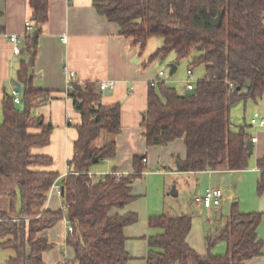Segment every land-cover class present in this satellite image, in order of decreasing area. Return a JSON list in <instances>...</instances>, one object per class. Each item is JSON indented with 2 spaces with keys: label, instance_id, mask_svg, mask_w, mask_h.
Listing matches in <instances>:
<instances>
[{
  "label": "trees",
  "instance_id": "16d2710c",
  "mask_svg": "<svg viewBox=\"0 0 264 264\" xmlns=\"http://www.w3.org/2000/svg\"><path fill=\"white\" fill-rule=\"evenodd\" d=\"M28 5L33 29L24 40L29 58L22 59L15 72L20 84L18 104L23 108L9 92H4L1 103L0 245L14 251L6 262L44 264L42 253L52 243L40 233L65 214L73 229L66 237L74 250L68 264H126L130 256L123 230L138 216L112 209L135 198L131 184L146 169L145 155L133 157L131 173L89 174L95 156L102 160L116 153L114 139L97 148L93 142L102 131L115 135L121 129V103L103 102L98 81L72 80L67 90L80 122L75 126L73 155L60 180L64 209L44 207L59 174L51 168L52 157L39 151L50 143L53 126L33 110L47 101L50 91L33 86L31 67L48 20L49 0H28ZM92 5L97 14L116 23L118 33L140 52L150 37L161 36L162 44L149 55V62L171 51L176 59L189 58L195 51L188 68L204 66L205 74L194 84L192 94H179L163 80L148 84L140 122L146 144L163 146L182 138L186 156L179 163L183 171L245 169L250 125L233 127L230 106L264 95V0H92ZM220 11V25H210L209 17ZM256 166V188L262 193L264 155ZM260 219L261 213L242 212L233 201L224 227L216 237L206 236V252L199 253L187 241L190 214L150 215L147 224L156 232L148 236L146 264H245L264 254L257 233ZM232 236L237 239L224 254L210 252L214 241H229Z\"/></svg>",
  "mask_w": 264,
  "mask_h": 264
},
{
  "label": "crops",
  "instance_id": "0c3cea01",
  "mask_svg": "<svg viewBox=\"0 0 264 264\" xmlns=\"http://www.w3.org/2000/svg\"><path fill=\"white\" fill-rule=\"evenodd\" d=\"M29 16L28 0H0V122L4 92L10 93L15 85V72L19 62L29 58L24 40L25 23L29 20ZM10 34H16L20 38L19 54L12 52V43L8 39ZM62 36L66 37L65 41L62 40ZM137 54V46H133L128 39L118 33L117 24L96 13L92 0H49L48 20L38 37L36 56L31 67L33 86L50 91L47 101L33 112L42 115L44 121L53 126L50 143L39 151L52 157L51 168L59 174L54 184L59 185L61 178L67 172V161L73 155L72 146L77 135L75 126L80 122L79 113L66 91L70 79L69 72H74L72 80L75 81L113 80L115 82L107 95L103 93L102 101H120L121 129L115 135L102 131L92 147H100L114 139L116 153L113 158H105L94 163L89 172L95 177L111 171L120 174L131 173L133 157L145 155L146 169L131 184L135 198L123 207L112 209L113 212L121 214L135 212L138 216L136 222L125 226L123 230L124 246L130 256L126 264H146L147 240L148 236L153 234L151 230L153 228L147 224V216L155 213L151 214L147 211L142 202H136L145 192V185L141 181L143 173L149 176L155 168L158 169L155 171L166 172L165 168H172L171 166H176V163L180 164L179 162L186 156V147L182 138H177L163 146L146 144L140 122L142 112L146 108L148 84L158 79V72L163 70L153 68L156 59L151 65L144 67L140 59L135 58ZM161 79L166 82L165 72ZM255 104L252 113L258 111L264 116V106L257 102ZM251 127L249 130L256 139L249 158L250 170L256 173L257 179L259 171L256 161L264 155V126ZM100 161L103 164H99ZM181 168L177 165L176 169L170 172L183 171ZM245 169L202 170L192 173L212 177L214 173L234 171L235 180L239 181ZM214 185H217V182L211 178L204 191ZM44 207L52 210L64 209L63 199L53 184L47 192ZM218 207L214 209L216 218L219 219L221 214ZM68 226L64 214L53 226L40 233L52 243V248L42 253L44 264H68L73 260L74 250L66 243ZM190 232L187 236L190 246L199 253H205L206 250L203 252L201 244L196 247L193 243ZM263 257L264 254L252 257L246 260L245 264H264Z\"/></svg>",
  "mask_w": 264,
  "mask_h": 264
},
{
  "label": "rangeland",
  "instance_id": "374dc122",
  "mask_svg": "<svg viewBox=\"0 0 264 264\" xmlns=\"http://www.w3.org/2000/svg\"><path fill=\"white\" fill-rule=\"evenodd\" d=\"M162 40L163 39L161 36L150 37L147 40L143 51L140 52L137 47L138 54L135 56V58H139L140 62L143 64L145 63L144 67L151 65L153 60L149 62L148 57L150 54L156 51L158 47L161 46ZM194 53L195 51L192 52L189 58L176 59L175 53L171 51L162 59H154L155 62L152 66L155 70L162 69L166 75V83L173 86L179 94H182L185 92L184 82L187 78L186 70L188 68V63ZM160 60L161 62H159ZM171 63H174L178 66L177 70L170 75L169 68ZM192 71V81L195 84L198 79L204 76V66L202 64H197L192 67ZM170 80L172 82H170ZM18 95L20 97L19 91ZM256 102L264 106V95L261 98H257L256 100L251 98L246 99V101L241 100L230 106L229 118L233 127L234 125L250 124L249 119L254 113H252V109L256 106ZM18 107L21 109L23 108V105L18 104ZM249 128L252 127L249 126ZM250 132L251 134L253 133L252 131ZM99 164H103L102 161H100ZM175 165L176 166H171L172 168H165L167 170L166 172L155 171L158 170L155 168L152 169L154 172L149 176H146L143 173L141 181L145 185V192L142 196L137 198L136 202H142L145 209L151 214L163 213L173 216L179 215V213H187V206L189 204V208L192 210V213L190 214V233L192 241L196 247H199L201 244L202 249L204 250L203 252H205L207 249L205 240L206 236L212 234L213 237H216L218 235L225 225L231 203L233 201H237V206L240 211L261 213V219L257 227V233L262 239L264 251V191L262 193H258L257 191L256 173L253 170H250V161L248 162L247 168L243 170V177L239 181L235 180L236 178L234 177V171L222 172V174L214 173L212 177L203 174L195 175L190 171L170 172V170L176 169L178 163ZM211 178L213 181L217 182V185L214 186H220L221 188H224V194L230 193L232 195L230 199L221 201L218 207L221 214L219 219L216 218V210L214 208L211 209L212 211L207 212L205 208L198 207L194 202V196L204 193V188L207 186L208 182L211 181ZM228 185H231V192L228 189ZM173 188L176 191V194L172 193ZM199 189H203V191ZM151 230L153 233L156 232L155 229ZM236 239V236H232L229 241L218 239L214 241L213 246L210 248V252L213 254H224L227 250V247L230 246ZM1 240L2 238L0 236V241ZM13 255L14 251L12 249L3 248L0 245V264H8L6 262L7 258ZM262 261L264 262V257Z\"/></svg>",
  "mask_w": 264,
  "mask_h": 264
},
{
  "label": "built area",
  "instance_id": "2783aa9c",
  "mask_svg": "<svg viewBox=\"0 0 264 264\" xmlns=\"http://www.w3.org/2000/svg\"><path fill=\"white\" fill-rule=\"evenodd\" d=\"M32 29H33L32 22L30 20H27L25 23V33H30L32 31ZM8 39L12 43V52L14 54H19L21 52L20 38L16 34H10L8 36ZM62 40L65 41L66 37L62 36ZM186 74H187V78L184 82V84H185L184 87L186 90L193 89L194 82L192 81V70L190 68H187ZM73 75H74V72L70 71L69 72L70 79L67 82L66 91L71 87V81H72ZM163 75H164V72L159 71V73H158L159 78L152 80L150 83L155 84L158 81H162L161 78ZM114 85H115V82L113 80H101L99 82V89L102 92H104V90H110L111 88H113ZM229 88H230V90L233 89L232 84H229ZM10 94L13 96V101L16 104H18L20 102V97L18 95V91L15 90V85L11 88ZM68 121L71 122L70 119H68ZM249 123L251 126H255V127L264 126V116L260 112H254L249 119ZM255 139H256V137H254V136L251 137V141L254 142ZM143 161H145V158L143 159ZM89 174H90V172H89ZM117 175H121V174L117 173ZM53 186H55L57 192L60 193V185L53 183ZM228 189L230 192L232 191L231 185H228ZM224 193H225L224 188H221L220 186H211V187L207 188L203 194H198V195L194 196V202L196 203V205L198 207H203L207 210V212H210L211 209L217 208L220 205L222 200H226V199L231 198L232 195L230 193L229 194H224ZM72 231H73V229L69 225L67 228V234H71Z\"/></svg>",
  "mask_w": 264,
  "mask_h": 264
},
{
  "label": "water",
  "instance_id": "95a60500",
  "mask_svg": "<svg viewBox=\"0 0 264 264\" xmlns=\"http://www.w3.org/2000/svg\"><path fill=\"white\" fill-rule=\"evenodd\" d=\"M222 14H223V11H220L217 16H214V17L210 16L209 17V23H210V25H212V26H219L220 25V22H221ZM198 47L199 46H197V48ZM159 62H161V60ZM175 71H176V64L171 63L170 64V68H169V74L171 75ZM15 90L16 91H19L20 90V84L17 81H15ZM193 92H194L193 89L186 90V93L187 94H192ZM103 93L105 95H107L109 93V90H104ZM253 146H254V143H253V141H251V139L246 142V148H247V151H248V154L249 155H251V153H252ZM99 159H100L99 156H95L93 158V163H96L97 161H99ZM178 168H181V165L180 164H178ZM61 192H62V187H60V193ZM172 193L173 194H176V191L174 190V188L172 190ZM191 213H192V210H190L189 204H188V206H187V214H191ZM218 215L219 214H217V217H218Z\"/></svg>",
  "mask_w": 264,
  "mask_h": 264
}]
</instances>
